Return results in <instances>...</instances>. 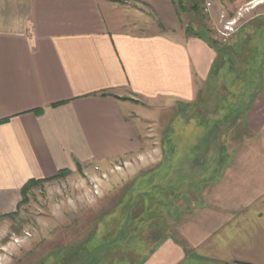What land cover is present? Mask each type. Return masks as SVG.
Returning a JSON list of instances; mask_svg holds the SVG:
<instances>
[{"label": "crops", "instance_id": "1", "mask_svg": "<svg viewBox=\"0 0 264 264\" xmlns=\"http://www.w3.org/2000/svg\"><path fill=\"white\" fill-rule=\"evenodd\" d=\"M215 58L172 0H0V219L28 181L135 153L162 104L188 119L200 109L207 133L222 127V154H207L217 167L180 213L177 197L164 208L138 264H264V88L215 112Z\"/></svg>", "mask_w": 264, "mask_h": 264}, {"label": "rangeland", "instance_id": "2", "mask_svg": "<svg viewBox=\"0 0 264 264\" xmlns=\"http://www.w3.org/2000/svg\"><path fill=\"white\" fill-rule=\"evenodd\" d=\"M175 1L183 33L187 28L216 49L207 87L224 101L215 94V112L232 107L236 90L245 95L264 88V0ZM227 23L232 30L222 35ZM176 109L166 104L155 109L156 121L144 122L130 156L78 166L27 190L17 211L0 219V264L142 261L164 230L159 229L164 208L176 197L179 213L189 205L201 187V169L217 167L207 154H222L217 120L207 133L200 109L189 119Z\"/></svg>", "mask_w": 264, "mask_h": 264}, {"label": "trees", "instance_id": "3", "mask_svg": "<svg viewBox=\"0 0 264 264\" xmlns=\"http://www.w3.org/2000/svg\"><path fill=\"white\" fill-rule=\"evenodd\" d=\"M108 1L117 2L118 0H108ZM180 1H181V0H179V2H180ZM200 1H202V0H200ZM172 4H173V7H174V9H175V12H176V14H177V16H178L179 14H178V11H177V9H176V1H175V0H172ZM179 8H180V10L184 11V8H183V7H179ZM193 8H195V7H193ZM185 33H186L187 36L195 37V38L199 39L200 41L206 43L211 49H213L214 51H216V49H215V47H214V44H213L212 42H210L209 40L205 39L204 37L196 36L195 34H190V32L188 31L187 28L185 29ZM214 62H215V61H214ZM214 62H213V65H212V67H211V71H210L211 76H213V74H214V72H215V69H216V68L214 67V66H215V63H214ZM67 172H68V170L59 171L58 174H57L55 177L59 176L60 174H66ZM55 177H53V178H55ZM53 178H50V179H53ZM45 180H49V179H45ZM45 180H31V181H28V182L23 186V188H22V196L25 195V192H26L27 190H29V189L32 188L33 186H35V185H37V184H39V183H41V182H43V181H45ZM7 216L9 217V216H12V215H7Z\"/></svg>", "mask_w": 264, "mask_h": 264}, {"label": "built area", "instance_id": "4", "mask_svg": "<svg viewBox=\"0 0 264 264\" xmlns=\"http://www.w3.org/2000/svg\"><path fill=\"white\" fill-rule=\"evenodd\" d=\"M227 28H228V30H227ZM231 30H232V28H231L230 23H227V24L224 26V32H222V35H225L226 32H230Z\"/></svg>", "mask_w": 264, "mask_h": 264}]
</instances>
